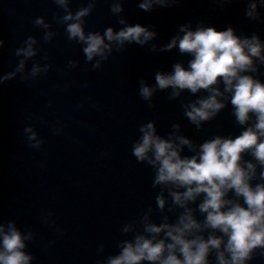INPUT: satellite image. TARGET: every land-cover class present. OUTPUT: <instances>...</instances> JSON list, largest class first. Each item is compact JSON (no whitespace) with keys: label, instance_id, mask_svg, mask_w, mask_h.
Listing matches in <instances>:
<instances>
[{"label":"water","instance_id":"1","mask_svg":"<svg viewBox=\"0 0 264 264\" xmlns=\"http://www.w3.org/2000/svg\"><path fill=\"white\" fill-rule=\"evenodd\" d=\"M141 2L68 0L65 7L55 0H0V76L25 60L23 71L0 83V224L12 221L32 234L26 249L33 256L31 264H107L125 241L152 235L145 232L146 223L178 219L184 209L174 203L169 186L154 185L155 169L132 155L142 125L153 122L166 139H190L192 148L184 145L182 155H193L204 141L217 135L235 137L255 123L253 117L240 125L231 94L225 93L220 97L224 108L197 127L186 111L209 92L184 89L173 96L171 87H156L155 77L171 73L176 63L187 66L192 58L178 46L165 47L183 35L182 25L193 30L232 27L240 37L255 35L264 44V5L259 0H168L166 6L154 4L144 11ZM117 3L120 12L113 11ZM251 3L257 5L255 17L246 15ZM90 5L83 17L85 34L140 24L155 36L144 44L106 41L111 43L107 58L88 61L84 44L69 39L66 27L71 21L63 17ZM37 19L48 27L38 25ZM29 37L36 41V55H17ZM97 60L99 67H94ZM253 60L256 71L247 74L264 82V61ZM34 64L42 69L35 76ZM142 83L156 88L150 100L140 95ZM214 87L224 91L223 83ZM29 126L42 141L39 147L28 140L24 129ZM245 159L257 165L253 182H260L261 166L251 155ZM160 195L165 198L163 209L157 204ZM202 199L188 204L200 220ZM211 231H204L205 238ZM156 235L166 239L163 232ZM209 259L217 264L215 250ZM248 264H264V250H255Z\"/></svg>","mask_w":264,"mask_h":264},{"label":"clouds","instance_id":"2","mask_svg":"<svg viewBox=\"0 0 264 264\" xmlns=\"http://www.w3.org/2000/svg\"><path fill=\"white\" fill-rule=\"evenodd\" d=\"M55 2L65 7L68 4V0ZM259 2L264 5V0ZM167 3L168 0H143L139 7L148 11L154 4L166 6ZM90 7L82 8L74 16L69 12L63 17L65 22L71 21L66 27L69 39L84 44L83 52L88 61L94 57L107 58L111 43L106 41L118 45L125 42L144 44L155 36V32L140 24L128 25L119 32L108 28L103 35L85 34L83 17L89 13ZM256 7V3H251L246 15L255 17ZM113 11H122L121 5H114ZM36 23L44 25L42 19H37ZM180 31L183 35L173 37L165 47L178 46L181 53H188L192 58L187 66L174 64L171 73L158 72L156 87H171L173 96L184 89L192 93L207 90L209 95L186 111V116L197 127L224 108L220 97L225 93L231 94L230 102L237 122L246 125L254 117L255 123L235 137L217 135L204 141L193 155H182L184 145L192 148L190 139L183 136L166 139L157 134L153 122L142 125L139 129L141 135L132 146V155L137 162H146L155 169L154 185L169 186L174 203L184 211L174 223L168 222L167 218L160 224L146 223L144 230L152 235H137L134 241H125L119 255L110 257L107 264H141L142 261L210 264L213 250L217 252V264H248L255 250H264V82L247 74L256 71L253 58L264 61V44L255 35L240 37L232 27L218 30L215 26H208L193 30L189 25H182ZM35 43L29 37L27 46L19 48L16 54H22L24 58L35 56ZM99 64L97 60L94 67ZM24 67L25 60L22 59L14 72L0 76V83L14 77ZM43 70L46 71L47 67ZM41 71L39 65L34 64L31 75ZM219 83L224 85L223 92L214 87ZM155 90V87L142 83L140 95L150 100ZM24 131L29 134V141H35L32 146L39 147L42 141L36 139L37 133L32 127H26ZM246 155H251L261 166L260 182H253L257 165L246 160ZM173 187L184 191L172 190ZM201 196L203 199L198 207L204 214L203 220L188 207L190 201ZM156 199L163 209V195ZM206 229L212 230L207 238L204 236ZM161 232L166 239H157L156 234ZM31 239L30 232H22L12 221L7 225L0 224V264H31L33 256L26 251Z\"/></svg>","mask_w":264,"mask_h":264}]
</instances>
